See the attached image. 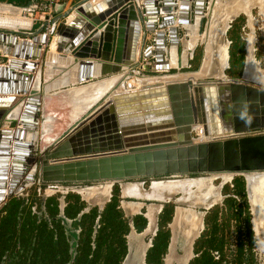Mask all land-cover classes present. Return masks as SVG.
Listing matches in <instances>:
<instances>
[{
  "label": "water",
  "instance_id": "1",
  "mask_svg": "<svg viewBox=\"0 0 264 264\" xmlns=\"http://www.w3.org/2000/svg\"><path fill=\"white\" fill-rule=\"evenodd\" d=\"M217 2L85 0L55 17L53 53L43 27L0 29L7 58L0 64V207L33 185L105 183L111 190L130 181L209 175L231 181L264 173V84L246 80L248 52L238 79L204 75L208 42L222 20L213 15ZM189 26L205 44L198 69L189 73L202 76L125 92L124 81L143 60H151L145 71L188 74L170 64L171 50L181 55L189 40ZM103 60L114 64L107 73H119L112 92L54 116L49 102L66 97L72 104L75 92L108 80ZM72 68L79 71L73 79ZM56 69L68 72L62 81H55ZM257 73L264 77V69Z\"/></svg>",
  "mask_w": 264,
  "mask_h": 264
},
{
  "label": "trees",
  "instance_id": "2",
  "mask_svg": "<svg viewBox=\"0 0 264 264\" xmlns=\"http://www.w3.org/2000/svg\"><path fill=\"white\" fill-rule=\"evenodd\" d=\"M37 3L42 4V0H38ZM234 37L236 40H232ZM230 38L233 44L228 53V63L232 68L230 76L238 78L245 51L238 36L232 35ZM231 185V188L224 187L225 192L228 191L230 195L223 200V206L215 207L205 215L206 230L194 243L195 257L188 264H253V235L249 223L244 179L234 177ZM30 198L27 197V201L22 197L13 196L0 209V263L3 262L4 255L12 257L15 255L14 250L18 248L16 264H68L71 255L68 253L69 245L61 224L62 219L57 218L59 215L57 198L46 199L45 218H38L32 213L31 206L35 201ZM119 201L116 186H113L110 202L105 205L102 212L91 208L87 213H82L85 204L77 195L70 193L64 197V217L73 220L79 215L77 225L81 228L76 254L70 264L122 263L127 253L125 236L129 233L130 227L118 208ZM173 209L172 204H164L159 230L152 241V247L146 253L147 264H162L170 237L166 225L171 220ZM231 222L235 225L236 241L235 251L230 259L226 254L225 230ZM132 223L137 233L146 227V220L141 215L134 217ZM244 244H247L246 248Z\"/></svg>",
  "mask_w": 264,
  "mask_h": 264
},
{
  "label": "bare ground",
  "instance_id": "3",
  "mask_svg": "<svg viewBox=\"0 0 264 264\" xmlns=\"http://www.w3.org/2000/svg\"><path fill=\"white\" fill-rule=\"evenodd\" d=\"M96 1L97 0H95V2ZM218 2L214 8V12H213L214 17H216L217 14L220 13L219 9L221 6L218 5L219 4ZM229 17L227 16V18L225 19L221 18L222 23H220L219 25L220 28L218 29V31L214 32L210 36V41L208 42V46L206 43L210 57H209L208 64H206L207 63L206 62L203 69H205L208 66L210 69L208 70V72H205V73H209L210 75H214V76L220 75L218 77H222V75L224 74L223 73L224 70L228 68L227 66L228 52L226 48L223 46V44H224V35L229 25ZM72 19H73V15H70V17L67 18V21L70 22L72 21ZM27 23L28 21L19 17L18 15L15 16L14 14H11L7 10H0V29L12 30L14 29L15 25L23 26L24 24H27ZM187 31L190 34L189 40L187 41V43L184 44L183 54L181 56L180 62H178L179 60L178 58L180 57V55H178V53H176V51L174 50V52L176 53V55H178V57L176 58L175 54H172V60L170 64L171 68H175L176 66L184 67L186 65V61H188L192 57L194 47L196 44H202L203 46H205L203 37L198 35L197 33L196 26L187 27ZM56 40L57 38L55 37L51 42V45H50L51 53L54 52ZM212 46H213V51L211 50ZM246 49L248 52V62H247L246 69H245V78L246 80L250 81L248 76L251 72H253L251 68L255 69V67L252 66V62L255 64H257V62H255L254 58L252 57L254 50H253V46L251 42L247 45ZM211 52H212L213 59L210 54ZM198 76H202V74H194V73L193 74L189 73V75L188 74H176L174 76L167 75V76H162V77H157V78L156 77H141V76L134 75V77H131L129 79L132 80L133 78V81L137 83L139 87L143 88L145 86H153V85H157L160 83L162 84V83L169 82V81L186 80L188 78L195 79V77H198ZM114 81L115 80L108 79L105 81L97 82L94 86H91L89 89L87 88L86 90H81V92L79 93L75 92L72 95V100L74 103L81 101V107H86L90 105L91 101H94L100 95H104L105 93L109 92L111 85H109L108 88L106 87L107 88L106 90H105V85L113 84ZM99 87L101 91L98 90ZM76 109L77 108L73 107L72 111H75ZM201 135H202V132L198 131V136L200 137ZM200 138L204 139V136H201ZM215 179H219L220 183H224V184L228 181L230 182V177L227 175H220L219 178L215 177L214 175H209L203 178H199L196 181L190 178H187V177L181 180L173 179V180H167L164 182L153 181L152 183H150L149 185L150 187L148 191H142L140 188V185L136 183L135 184L123 183L120 185V188H121L123 196H125L124 198L130 197V198L136 199L135 197H132V196L140 194V195H145V197H141L142 199L147 198V199H150L149 201L151 200L158 201L160 203H162V201L164 202L167 201L166 197L173 195V193L181 194L182 197H184L185 199H188L192 197V195H194L195 192H200L199 196L196 198V202H198V204L200 205L206 206L208 204L217 203L220 199L218 190L211 185V182ZM245 183H246L247 190H248L249 202L251 203L252 208L255 209L254 215H255V212H261L264 214L263 209H262V205L264 204V199H262L264 197V173H253V174H249L245 176ZM198 185H201V187L203 188L199 189L200 187H198ZM193 188H197V190H193ZM201 191H205V192L203 193ZM76 192L82 197L83 200H88L90 197L94 195L95 197L100 195L101 198L106 200L110 193V189H109V185H104V187L103 186H99V187L93 186V187H83L80 189L77 188ZM122 207L126 211H128L131 208H134L135 211H137L140 205L138 203L135 204V203L128 202L124 204ZM211 207L212 205L206 207L205 209H209ZM148 208L149 209H148L147 217L149 218L150 222H153V224L149 225V229L145 231V234L147 233L148 237H151L152 232H153L152 226L154 225L153 216L155 213L159 212V208H156V209L154 208L150 209V207ZM199 211L200 210H198V213H202ZM198 213H195L191 208L189 209L178 208L174 216L175 215L178 216L177 218L180 221H182L183 224L191 230L193 228V225H196L197 223L196 218H197V215L199 216ZM202 217H203V213H202ZM194 219L195 221L193 222ZM255 219H256V216H255ZM201 224H202V221H201ZM174 233L177 234V231H174ZM130 234L131 235L129 238H127V241H128V246H129L128 248L130 249L129 252H131V255L130 257L127 256V258L123 261V264L128 263L126 262L128 258L134 257L136 255L138 257V254H139L137 253L138 248H141L144 250L146 246L148 245L147 240L145 241V243L139 242L140 240L136 238L133 232ZM171 241H172V247H174L176 245V235L171 239ZM172 247L169 248L168 252L172 249ZM166 262L170 263L169 257L165 259L164 263Z\"/></svg>",
  "mask_w": 264,
  "mask_h": 264
},
{
  "label": "rangeland",
  "instance_id": "4",
  "mask_svg": "<svg viewBox=\"0 0 264 264\" xmlns=\"http://www.w3.org/2000/svg\"><path fill=\"white\" fill-rule=\"evenodd\" d=\"M239 1V3H238ZM226 3L228 5L227 7V11H228V14L226 13V16H222V13H223V5L222 3ZM241 2V3H240ZM219 6L220 7V13L217 14L216 17L218 16H221L222 19H225L227 18V16H237L235 21L230 23V28L226 31L225 35H224V44L223 46L226 48L227 52L229 53V50L231 51V48H232V42H231V36L234 35V36H238L239 37V42H241L243 44V50L247 51L246 47L247 45L251 42L252 46H253V54H252V57H254V60L255 62L258 63V68L260 70L264 69V0H219L218 2ZM247 4H250L251 5V8L249 9H246L247 8ZM243 5V6H242ZM225 13V12H224ZM249 13H251V17L253 19V22H248L247 23V18L249 17ZM247 17H245V16ZM228 16V17H229ZM220 23H222V20L217 24L215 25L214 27V32L218 31V29L220 28ZM233 27V28H231ZM250 29L252 30V33L250 31ZM188 32V31H187ZM191 32V31H190ZM188 35H190L188 33ZM232 40H236V38L234 37ZM249 41V42H248ZM187 43V41L185 42ZM226 45V46H225ZM202 44H196L195 47H194V51H193V55H192V59L190 58L186 65L184 67L186 68H182L180 69L178 72H184V73H188L189 75V72H193L195 71L196 69H198V66H199V63H200V60H201V56H202ZM211 50L213 51V46L211 47ZM176 54V53H175ZM178 57V55H176ZM180 59H181V55L179 57V60L178 62H180ZM6 60L7 59H4L3 62L6 63ZM229 65V63H228ZM252 66L257 68L256 64L252 62ZM242 68L243 66L240 68V70L238 71L239 72V77L241 75V72H242ZM251 69H254V68H251ZM232 68L230 67L229 65V68H227L225 71H224V75L226 78H232L230 76V72H231ZM253 72H251L249 74V80H256L257 82H260L262 84H264V77L263 76H259L257 71L254 69L252 70ZM172 72V71H171ZM168 75L166 73H155V72H148V71H145V70H141L140 72V76L141 77H152V76H156V75ZM193 74V73H191ZM252 77H251V76ZM209 76H214V75H209ZM238 77V78H239ZM238 78H234V79H238ZM193 138H196V135L193 134L192 135ZM205 176H193V177H190V179L196 181L198 180L199 178H203ZM167 180H173V179H155L154 181L156 182H164V181H167ZM178 180H181V178ZM150 181L151 180H145V181H130L131 184H139L141 185L140 183H142L143 187L144 188L143 190L144 191H148V187L150 185ZM153 182V181H152ZM220 181L218 179L216 180H213L212 182V186L216 189L219 188L218 192H219V195H220V200L215 203L210 209H213L215 207H222L223 206V200L228 197L230 194L229 192H225V188L224 187H227L229 186V188L232 187V180L228 183H225L221 188H220ZM104 185H108V184H105V183H96V184H86V185H82L81 188L83 187H99V186H103ZM37 185H33L31 186L30 188H27L26 190H24L22 192L21 195H18L16 197H22L24 199H26L27 197H31L30 199L32 201H35V203L39 206L41 205L42 203V200H39V199H42L43 194L41 192V194L39 195V197L37 196V194L35 195V187ZM113 186H116L117 189H119V186L117 184L113 185ZM198 187H200L199 189H202L203 187H201V185H198ZM224 188V189H223ZM77 189V188H76ZM205 189V187H204ZM244 189H245V195H246V202H247V205H248V212H249V215H250V229L252 231V237H253V244H252V253H253V264H264V249H261L258 247V242H264V214L261 213V212H255V215H256V221H257V224L259 225L258 228H257V232L254 231V226H253V223H252V220H253V216H252V208H251V205L249 204V199H248V190H247V186H246V183H245V180H244ZM193 190H197V188H193ZM62 191L61 188H49L47 190V193L49 194H53V196H56L59 198L62 199V197L59 196V193H56V192H60ZM201 192H205V191H201ZM55 193V194H54ZM28 194V196H26ZM110 194V193H109ZM200 192H195L194 195H192V197L188 198V199H185L184 197H182L181 194H176V193H173V195H170L168 197H166L168 203L167 204H172L174 207H176V210H175V213L177 212L178 208H183V209H189L191 208L195 213H198V210L201 209V211L203 212L204 210H206L203 205H200L198 204V202H196V198L199 196ZM112 195V194H111ZM100 197V195H98ZM97 197V196H96ZM95 195L90 197L88 200H84V201H88L89 203H91L92 201L95 200V202H97L99 205H102L101 203L104 201H106L105 199L101 198V199H95L96 198ZM180 198V199H179ZM264 199V197L262 198ZM126 202L123 203L126 204L128 202H131V203H140V202H145V204L147 205V207L149 206H152V207H156L158 206V201H139L137 199H134V198H126L125 199ZM178 200V202H176ZM174 202H176V205L174 204ZM40 203V204H39ZM86 203V202H84ZM160 203V202H159ZM194 203V204H193ZM204 204V203H202ZM87 207H97L99 208V206H96V204L94 203H91L90 205L86 204ZM122 205V206H123ZM141 205L142 203H140V208H141ZM34 207V206H33ZM36 207V206H35ZM86 207V209H88ZM1 208V207H0ZM144 209V208H142ZM262 209H263V212H264V204L262 205ZM42 211V210H41ZM208 211V212H209ZM38 212V211H37ZM144 212V210H143ZM141 212V213H143ZM202 219V213H198ZM127 215V214H126ZM129 216V215H127ZM176 216V215H175ZM173 217V223L171 225V231H172V238L176 235V246L173 251H172V255L170 257V263L166 262H162V264H184V260L186 259L187 255L189 254V249H180L181 246H185V241L183 239L185 235H188L191 231H189L188 228H184L182 227V223H179V222H176V217ZM155 224H156V221H155ZM234 223L231 222L229 224V227L226 228L225 230V233H226V237H227V242H226V254H227V257L230 258L231 255H233L234 253V250H235V241H236V238H235V229H234ZM201 229H202V225H201ZM180 230H183V235H178L179 232H181ZM205 225H204V229L202 231L205 232ZM174 231H177V234L174 233ZM201 231V230H200ZM200 233V232H199ZM144 238V242L147 240V237H148V234H144L142 236ZM141 238V237H140ZM150 238V237H148ZM171 238V239H172ZM245 240V239H244ZM247 244H244V247L246 248ZM191 247V245H190ZM191 250V249H190ZM178 251L181 252L178 253ZM180 255H178V254ZM231 259V258H230ZM229 259V260H230Z\"/></svg>",
  "mask_w": 264,
  "mask_h": 264
},
{
  "label": "crops",
  "instance_id": "5",
  "mask_svg": "<svg viewBox=\"0 0 264 264\" xmlns=\"http://www.w3.org/2000/svg\"><path fill=\"white\" fill-rule=\"evenodd\" d=\"M37 1L38 0H0V10H7V11H9L11 14H14L15 16H17L18 14H20V12H21V7H25L26 6V4L28 3V2H30L31 4H36L37 3ZM83 1H85V0H58V10H59V13H58V15H62L63 13H65L66 11H68L71 7H73V6H76V5H78L79 3H81V2H83ZM20 5H22V6H20ZM218 6V5H217ZM39 28V26L37 25V24H34V25H32V27H31V25L29 24V23H27V24H24L23 26H20V25H15L14 26V29H12V30H25V31H29V32H34L35 30H37ZM45 50H46V48H45ZM171 53L172 54H175V52H174V50H171ZM182 54H183V51H182V53H181V56H182ZM211 54V57H212V52L210 53ZM175 57L177 58V56H176V54H175ZM4 59H7L6 57H5V55H3L2 53H0V64H6V63H4L3 62V60ZM179 59V58H178ZM212 59H213V57H212ZM151 60L150 59H148V60H143L141 63H143V66L145 65V63H147V62H150ZM58 63V62H57ZM56 63V65H55V67H58L59 65V63L57 64ZM186 63H187V61H186ZM101 65H102V71H105V79H111V80H113V79H115L116 77H118V75H119V73H116V74H109V73H107L108 71H110V68L112 67L113 68V66H114V64L113 63H110V62H106V61H104L103 60V62H101ZM187 67V66H186ZM186 67H182V68H186ZM98 69H99V67H98ZM98 69L96 68V69H94L95 70V72H96V70L98 71ZM210 68L207 66L205 69H204V72L206 71V72H208V70H209ZM57 70V69H56ZM67 70V69H66ZM172 72H173V70H171ZM171 71H169L170 73H171ZM225 71V70H224ZM57 74H56V77H57V80H55V81H62V79H63V77H64V75H66L68 72H60L59 70H57V71H55ZM141 72V71H140ZM148 72H151V71H148ZM223 72V71H222ZM69 73H70V76L71 77H69V78H71V79H73L72 78V75L74 74L75 75V77H77L78 76V73H79V71H78V69H76V71L72 68V69H70L69 70ZM224 73V72H223ZM72 74V75H71ZM206 74H208V75H210L209 73H205L204 75H206ZM217 75V74H216ZM218 76H220V75H218ZM67 77V76H66ZM103 79V78H102ZM173 80V79H172ZM170 82V81H169ZM109 85H112V84H107V85H105V90L108 88V86ZM107 87V88H106ZM112 88V86H110V89ZM98 90L99 91H101V89H100V87L98 88ZM69 99L68 98H66V97H58L57 98V100H54L53 102H49L48 103V106L51 108V111L53 112V114H54V116H57V117H59V115H60V113L61 112H63V115L65 114V115H67V114H69V115H71V113L72 112H75V111H72L73 110V107H75V108H77V109H79V107H81V101H78L77 103H73L72 102V104H70L69 103V101H68ZM83 105V104H82ZM60 118H61V116H60ZM201 136H203V135H201ZM200 136V137H201ZM205 140H207L206 138H204ZM216 177V176H215ZM186 178V177H185ZM217 178H219V176H217ZM181 179H183V178H181ZM176 180H178V179H176ZM216 180V179H215ZM219 180V179H218ZM213 182V181H212ZM212 182H211V184H212ZM229 182V181H228ZM228 182H226V183H228ZM118 185V184H117ZM143 185V184H142ZM119 186V189H118V191H119V210L122 212V214H123V216H124V218L125 219H127V221H128V223H129V227H130V231H129V233L125 236V239H126V246H127V253H126V255H125V258L123 259V261L127 258V256L128 257H130V255H131V252H129L130 251V249L128 248L129 246H128V241H127V238H129L130 237V233H134L135 234V236H136V238L138 239V240H140L139 242H142V243H145L144 242V238L142 237L144 234H145V231L149 228V225H150V220L148 219V217H147V214H148V207L146 208V204H145V202H140V203H142V205H141V208L139 207L138 208V210L137 211H135V209L134 208H131V209H129L128 211H126L125 209H123V207H122V205H123V203L124 202H126V198H128V197H126V198H124L125 196H123V194H122V191H121V188H120V185H118ZM143 187V186H142ZM142 187H141V185H140V188H141V190L142 191H144L143 189H142ZM112 188H113V186L111 187V190H110V194H109V197H108V199L104 202H102L101 204L102 205H99L97 202H95V200L94 201H92L91 203H94V204H96V206H99V208H97V207H87V205L86 204H88V205H90L91 203H88V202H86V201H84L83 199H82V197L79 195V194H77V196L80 198V201H82V202H86V203H84L85 204V210H83L82 211V213H87L91 208H96L97 209V211L98 212H102V210L104 209V207H105V205L107 204V203H109L110 202V199H111V197H112ZM217 190H219V188L217 189ZM219 193V192H218ZM132 197H135L137 200H139V201H147V200H145V199H141V197H145V195H140V194H137V195H133ZM130 198V197H129ZM219 198H220V195H219ZM10 199V198H9ZM95 199H101V197H99V196H97ZM220 200V199H219ZM8 201V200H7ZM6 201V202H7ZM42 201H43V199H42ZM5 202V203H6ZM177 202V201H176ZM176 202H174V204L176 205ZM4 203V204H5ZM140 203H138L139 205H140ZM156 203H158V206H159V212H157L158 213V215L156 216L155 215V217H156V227H155V231L158 229L159 230V225H160V216H161V212H162V210H163V208H164V204H167L168 203V201H165L163 204L162 203H159V202H156ZM3 204V205H4ZM40 204V203H39ZM136 204V203H135ZM159 204H162L163 206H162V208L160 209V205ZM2 205V206H3ZM1 206V207H2ZM86 207L88 208V209H86ZM142 208H144V209H142ZM1 209V208H0ZM210 209V208H209ZM209 209H206V210H204L203 212L201 211V209H200V211L199 212H202L203 213V217H202V229H201V231H200V233L196 236V239L192 242V246H191V256L194 258L195 257V254H194V248H193V246H194V243L196 242V240H198V238L202 235V233L204 232V231H202L203 229H204V218H205V215L208 213V211H209ZM132 210V211H131ZM143 210H144V212H143ZM175 210H176V207H174V209H173V214H172V217H171V220H170V222H168L167 223V225H166V229H168V231H169V235H170V237H169V241H168V246H167V249H166V252H165V254L163 255V257L166 259L167 257H169V259H170V257H171V255H172V251L174 250V249H176L175 248V246L174 247H172V241H171V238H172V231H171V225H172V223H173V217H174V214H175ZM37 211H39L40 212V218L41 217H46V215H45V211H40V207H38L37 208ZM146 211H147V213H146ZM141 212H143L144 213V217H145V213H146V217H147V219H148V227H147V229L146 230H144V231H142V232H140V233H137L136 232V230L134 229V227H133V223H132V219L134 218V217H136V216H138V215H141L142 213ZM156 213V214H157ZM129 215V216H127V215ZM142 216V215H141ZM154 223H155V219H154ZM130 234V235H129ZM147 234V233H146ZM141 238H140V237ZM155 238V237H154ZM153 238V239H154ZM153 239H152V237L149 239V243L151 242L152 243V241H153ZM171 241V242H170ZM147 242H148V238H147ZM169 246L170 247H172V249L168 252V250H169ZM150 249V247H149V245H147L146 246V248H145V250L143 251V249H141V248H138V250H137V253H139L138 254V257H137V255L136 256H134V257H131V258H128V260L126 261V262H128V263H124V264H147L146 263V253H147V251ZM178 253H180L181 254V252L180 251H178ZM177 253V254H178ZM180 254H178V255H180ZM143 256V257H142ZM190 256V257H191ZM192 258V259H193ZM165 259L163 260V258H162V262H164L165 261ZM192 259H190V258H187L186 257V259L183 261L184 262V264H188L189 263V261L190 260H192ZM189 260V261H188ZM123 261H122V263L121 264H123Z\"/></svg>",
  "mask_w": 264,
  "mask_h": 264
},
{
  "label": "flooded vegetation",
  "instance_id": "6",
  "mask_svg": "<svg viewBox=\"0 0 264 264\" xmlns=\"http://www.w3.org/2000/svg\"><path fill=\"white\" fill-rule=\"evenodd\" d=\"M257 69L258 68H255V70L257 71ZM252 70H254V69H252ZM88 185V184H87ZM82 187V185L81 186H78V185H71V184H57V185H40V186H36L35 187V190H34V192H35V195L37 194V190H39V193L41 194V192H42V194H43V196L44 197H42V199H43V201H42V203H41V205H37L36 203H33V205L31 206V210H32V208H34L33 209V211H32V213L33 214H35V215H37V217L38 218H40L39 216H40V212L38 211L37 212V208L38 207H40V211L42 210V211H45V201H46V199L47 198H51V197H56V196H53V194H48L47 193V190L49 189V188H61L62 189V191H60V192H56V193H59V196L60 197H62V199L61 198H59L58 199V197H56L57 198V201H58V208H59V215L57 216V218H61L62 219V222H61V224L63 225V227H64V231H65V236H66V238H67V242H68V245H69V250H68V253H69V255H71V260H70V262L68 263V264H70L72 261H73V258H74V256H75V249H76V246H77V239H78V236H79V234L81 233V228L77 225L78 223V219H79V215H78V217L76 218V219H73V220H70V219H67V218H65L64 217V215H63V209H64V207H65V202H64V197L67 195V194H75V195H77L78 193L76 192V188H81ZM39 194V195H40ZM55 194V193H54ZM27 196H28V194H27ZM38 196V195H37ZM39 197V196H38ZM108 197H109V195H108ZM28 199H29V197H28ZM28 199H26L27 201H28ZM42 199H39V200H42ZM108 199V198H107ZM106 199V200H107ZM249 201V200H248ZM86 202H88V201H86ZM89 203V202H88ZM215 203H213V204H208V205H206V206H204V207H208V206H213ZM249 204L251 205V203L249 202ZM34 206V207H33ZM36 206V207H35ZM150 207V209L152 208H154V209H156V208H159V206H156V207H152V206H149ZM251 208H252V205H251ZM149 209V208H148ZM85 210V209H84ZM41 211V212H42ZM254 211H255V209H253L252 208V216H253V220H252V223H253V228H254V231L255 232H257L256 230H257V228H258V224H257V221H256V219H255V216L256 215H254ZM146 213H147V211H146ZM146 213H145V216H146ZM45 215H46V213H45ZM142 215V217H144V213H142L141 214ZM155 215L157 216L158 215V213L156 214H154V219H155V221H156V217H155ZM47 217V216H46ZM176 217V222H179V223H182V227H184V228H188L187 226H185L184 224H183V222L182 221H180L177 217L178 216H175ZM145 218V220H146V227L148 226L147 224H148V219H147V217H144ZM197 223H196V225H193V228L190 230L189 228V231H191L188 235H185L184 236V238L185 239H183L184 241H185V246H181L180 247V249H189V254L187 255V258H190V259H192L193 257L191 256V247H190V245L192 244V241H194L195 239H196V236L199 234V232H200V230H201V217H200V215L198 216L197 215ZM195 221V219L193 220V222ZM96 222H97V220H96ZM192 222V223H193ZM153 224V222H150V225H152ZM97 227V226H96ZM146 227L143 229V231L146 229ZM153 227V232H152V239L156 236V234H157V232H158V229L155 231V227H156V224L154 223V225L152 226ZM149 229V228H148ZM147 229V230H148ZM181 232H179L178 233V235H183V230H180ZM135 233V232H134ZM130 235V234H129ZM150 237V238H151ZM150 238H148V245H149V247L151 248L152 247V243L150 242L149 243V239ZM171 242V241H170ZM168 246V245H167ZM176 246V245H175ZM169 248H170V246H169ZM145 250V249H144ZM143 250V251H144ZM235 251V250H234ZM18 252V248H16L15 250H14V254L15 255H12V257H6L7 255H4L3 257H2V259H3V262H1L0 264H16V262H17V256H16V253ZM19 253H21L22 254V252L21 251H19ZM29 255L31 254L30 252H27ZM167 253V252H166ZM27 254V255H28ZM166 255V254H165ZM191 256V257H190ZM143 257V256H142ZM165 257V256H164ZM163 257V260L165 259ZM191 261V260H190Z\"/></svg>",
  "mask_w": 264,
  "mask_h": 264
},
{
  "label": "built area",
  "instance_id": "7",
  "mask_svg": "<svg viewBox=\"0 0 264 264\" xmlns=\"http://www.w3.org/2000/svg\"><path fill=\"white\" fill-rule=\"evenodd\" d=\"M58 9V0H42V4L34 3L29 5L27 8L21 9L18 16L28 21L31 27L34 24H37L39 27H43L42 32L47 36L49 43L56 37L54 34L56 25H54L53 21L59 13ZM141 67H143V63L140 62L138 67L132 70L133 76L131 77L140 73L142 70ZM129 78L124 81L123 90L129 93L138 91L141 87L133 81V78L132 80ZM39 194V190H37V195L39 196ZM33 209L34 208H32V211Z\"/></svg>",
  "mask_w": 264,
  "mask_h": 264
},
{
  "label": "clouds",
  "instance_id": "8",
  "mask_svg": "<svg viewBox=\"0 0 264 264\" xmlns=\"http://www.w3.org/2000/svg\"><path fill=\"white\" fill-rule=\"evenodd\" d=\"M258 247L264 249V242H258Z\"/></svg>",
  "mask_w": 264,
  "mask_h": 264
}]
</instances>
